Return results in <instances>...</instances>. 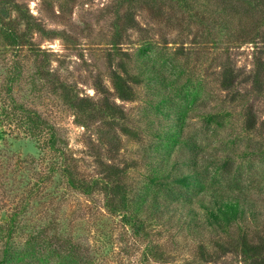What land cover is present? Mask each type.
<instances>
[{
	"label": "rangeland",
	"instance_id": "1",
	"mask_svg": "<svg viewBox=\"0 0 264 264\" xmlns=\"http://www.w3.org/2000/svg\"><path fill=\"white\" fill-rule=\"evenodd\" d=\"M17 1L26 5L47 31L33 37V47L43 52L39 59H34L35 49L25 48L20 56L23 74L14 95L57 126L80 174L94 175L107 162L113 163L125 169L127 182L135 189L149 173L147 162L153 155L150 148L155 142L149 124L158 126L167 122V118L152 107L157 100L150 101L152 94L144 85L136 86L133 101L117 98L110 76L122 60L132 64L138 61L142 48L147 47L145 55H150L166 73L177 102L179 95L189 102L184 101L187 108L184 136L198 147L192 151L177 146L172 158L183 161L194 156L206 188L191 204L170 203L168 197L161 196L169 204L160 213L162 220H152L148 237L139 238L132 233L131 226H124L119 217L108 214L103 208L102 194L91 201L54 180L32 194V182H25L28 177L45 175L48 167L35 143L22 131L14 137L8 127L0 124V178L5 182L3 187L0 183V220L4 221L18 202L20 205L30 202L25 226L37 222V228H48L47 234H51L49 222L58 220L91 264H243L239 253H223L219 246L240 237L238 227L231 228L230 236L207 225L202 205L212 203L210 192L217 189L241 194L256 212L254 217L248 215L245 222L251 239L264 236V87L260 89L252 81H243L254 72L257 57L264 58V26L257 21L260 10L258 16L244 14V26L251 30L244 35L240 34L243 27L239 21L243 8L236 18L233 15L230 18L216 11L211 0L155 3L139 0L134 12L137 25L123 29L115 48L111 38L120 19V0ZM126 9L123 5L121 10ZM44 57L50 58L45 66L53 69L80 96L99 101L102 94L97 86L107 88L111 100L125 109L133 135L120 131L121 143L117 149L103 145L97 121L82 126L53 84L35 75V63L41 64ZM12 58L11 50L0 40V89L11 72ZM229 63L243 76L234 89L224 90L220 73L223 64ZM250 108L255 114V127L248 131L245 114ZM183 170L188 173L189 167ZM58 185L62 188L57 189ZM190 208L197 226L189 225L193 221ZM147 244L162 253L163 259L150 255L145 261ZM200 245L208 253L204 258Z\"/></svg>",
	"mask_w": 264,
	"mask_h": 264
},
{
	"label": "trees",
	"instance_id": "2",
	"mask_svg": "<svg viewBox=\"0 0 264 264\" xmlns=\"http://www.w3.org/2000/svg\"><path fill=\"white\" fill-rule=\"evenodd\" d=\"M138 1L120 0L122 2L118 6L120 19L118 18L114 25L111 38L113 47H118L123 29L127 30L137 25L134 12ZM157 1L154 0V3ZM211 1L216 11L227 14L230 18L232 15L236 18L243 8L242 17L239 19L243 27L240 34L251 33V30L244 26L246 13L248 16L256 15L260 10V15H256L257 21L259 25L264 26V0ZM123 5L127 6L125 11L121 10ZM46 31L42 22L36 19L26 5L17 0H0V40L4 47L11 50L13 57L11 72L9 71L5 86L0 89V124L8 127V132L14 137L22 131L24 136L35 143L40 158L42 157V161L48 167L45 175L40 178L28 177L25 183L32 182V194L37 193L42 185L53 183V180L55 183L58 181L64 184V189L68 188L85 195L91 201H96L97 194H102L103 208L108 214L119 217L124 226H131L132 233L137 237L147 238L151 221L160 222L162 220L160 213L163 209L166 210L165 206H169L161 196L168 197L170 203L181 201L191 204L197 195L205 193L206 182L196 166V158L189 156L190 159L186 157L183 161L172 158L177 146L183 145L192 151L198 147L196 142L192 143L184 136V122L187 114L185 104L189 102L181 98L179 94L177 95L180 99L177 102V97L169 89L172 82L168 80L166 73L151 60L150 55H145L147 47L142 48L141 56H138V61L133 64L125 60L119 62L118 68L114 67L110 72L117 98L122 101H133L137 95L136 86L144 85L152 94L150 101L157 100L152 107L157 114L164 115L167 122L158 126L153 122L149 124L155 142L151 144L150 149L153 155L147 162L149 173L142 185L135 189L131 188L127 182L125 169L109 162L102 163L101 165L105 164V166L97 174L84 176L80 174L74 159L67 152L64 138L57 126L39 110L26 106L14 95L15 87L23 74L21 58L23 51L25 48L35 49L34 35ZM252 40L248 41L252 42ZM33 51H35L34 59H39L43 53L40 52L41 50ZM49 60V57H44L41 64L35 63V75L40 80L53 84L65 105L74 111L78 123L88 127L97 121L100 142L105 146H112V149H117L121 143L120 131L133 135V130L127 124L125 109L111 100L107 94V88L103 85L97 86L98 92L102 94L99 101L89 96H80L63 82L53 69L45 66V63L49 65L47 63ZM241 76L243 74L238 72L235 66L230 63L223 64L220 85L224 90H232ZM243 81H252L260 89L264 87L262 56L257 57L254 72L245 76ZM211 117L213 118V115ZM245 120L248 131L255 127V114L252 108L246 111ZM31 164H34V160ZM183 167H189L188 173L184 172ZM34 170L36 171V167ZM0 183L3 187L5 182L0 178ZM61 186L58 185L57 189ZM210 194L212 203L202 205L207 215V225L222 230L230 236H232L231 228L237 226L241 233L240 237L219 244L221 252L239 253L243 264H264V236L251 239L245 224L248 215L254 217L256 213L248 200L241 194L223 192V189H217ZM27 205H30V202L23 205L18 202L6 219L0 220V264L92 263L87 256L83 255L78 242L64 231L65 228L62 229L58 220L49 222L53 229L51 234H47L48 228H37V222L33 226L26 227L24 222ZM192 210L190 208L189 215L193 217V221L189 225L197 226L198 223H194L195 215ZM151 248L147 244L145 261L150 258V255L155 259H163L162 253ZM199 248L204 258V255L208 254L206 248L202 245Z\"/></svg>",
	"mask_w": 264,
	"mask_h": 264
}]
</instances>
